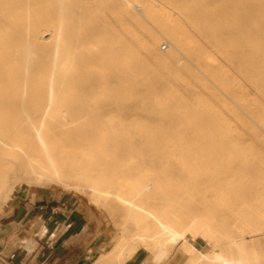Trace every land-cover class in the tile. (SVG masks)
Wrapping results in <instances>:
<instances>
[{
    "label": "bare ground",
    "instance_id": "1",
    "mask_svg": "<svg viewBox=\"0 0 264 264\" xmlns=\"http://www.w3.org/2000/svg\"><path fill=\"white\" fill-rule=\"evenodd\" d=\"M78 1L0 0V201L12 183H54L119 217L120 239L94 264H126L142 247L162 259L181 250L185 264H257L264 208L246 195L257 181L214 173L243 153L220 140L252 130L211 84L264 122V0ZM78 21L121 50L88 43L72 30ZM108 88L129 90L141 99L134 107L157 116L135 132L145 147H112L113 135L84 111V95ZM143 148L174 160L178 173L143 167ZM197 238L212 252L199 251Z\"/></svg>",
    "mask_w": 264,
    "mask_h": 264
},
{
    "label": "rangeland",
    "instance_id": "2",
    "mask_svg": "<svg viewBox=\"0 0 264 264\" xmlns=\"http://www.w3.org/2000/svg\"><path fill=\"white\" fill-rule=\"evenodd\" d=\"M81 1L84 4L86 3V0H80L78 2ZM96 1L98 2V0ZM204 2L206 6L217 7L223 0H205ZM82 10L83 12L85 11L86 14H90L92 18H95V15L98 13V11L93 8ZM82 23L84 22L78 21L77 26L74 25L72 30L81 34V36L87 33V38L85 40L88 43L92 44L94 47H96L97 44H104L109 46L112 50H121L123 45L122 41L116 40L115 37H110L106 41H103L101 32H87ZM168 40V38L164 37L161 45L163 47L165 45L168 47L170 42ZM82 42L83 40L78 41V45ZM182 55L192 66L197 64L194 59H191L186 54ZM211 82L210 79L209 83ZM211 85L221 97L226 99L233 113L242 120L241 123L245 128L247 130H252V133L249 135L220 140L224 141L222 144L238 146L243 153L230 163H219L218 161L220 173H214L220 174L219 177L221 179H233L236 183L247 179H256V185L248 187L246 195L250 198L256 196V204L262 209L264 208V161L259 158H264V153L262 152V148H264V122L259 119V111L255 107H252V109L247 103H242L235 93L227 91L223 86L216 87L213 83ZM83 98L88 100L81 104L85 109L84 111L92 114V116L101 122L102 130L106 133L107 137L113 135L107 139L112 147L119 141L128 144L134 142L135 148H142L144 140L135 135L137 127L148 123L147 121H151L150 123L152 125L158 124L157 116L154 115V113L145 110L142 106H133V103L139 102L141 99L140 97H134L129 90L119 91L116 88H108L104 91H90L88 94L84 95ZM108 98L112 99L111 101L107 100L109 103L105 101ZM93 99L98 101H94ZM204 141L206 142H202L200 145L218 144L217 142H207L209 140ZM143 147L145 146L143 145ZM143 149H145L144 152H146V155L140 161L143 167H149L153 172L157 173H164V171L178 173L179 169L175 166L176 162L174 160H168L163 156L161 159L159 157L152 158L149 155L150 152L148 149ZM130 160L131 156L128 153L126 156L119 155L116 163H126ZM197 188H199V190L206 189L204 186H198ZM30 200H36L37 204H42L43 206L50 205L52 212H55L54 214H60L62 208H67L68 212H73V216L78 218L77 224L79 226H83L88 234H93L94 238H98L99 251L92 259L88 260L89 264H94V261L101 253L106 252L111 248L114 242L120 239V229L116 225V222L121 220L119 217L110 214V212L106 211L101 206L95 205V207L92 208V204L87 202L86 196L75 194L54 183L34 181L12 183L6 198L0 201V218L3 221H11L20 215L21 209H19V207L25 202H30ZM91 214H94V216L96 215V217ZM230 221V223H232L233 219H230ZM22 234H26V231H23ZM93 235H89L88 240H90ZM137 254H141V257L144 255L150 257L155 264H166L172 260V256L168 259L160 258L156 251L147 247L140 248L136 255Z\"/></svg>",
    "mask_w": 264,
    "mask_h": 264
},
{
    "label": "crops",
    "instance_id": "3",
    "mask_svg": "<svg viewBox=\"0 0 264 264\" xmlns=\"http://www.w3.org/2000/svg\"><path fill=\"white\" fill-rule=\"evenodd\" d=\"M19 209L20 215L11 221L0 218V264H89L88 260L99 251L98 238L79 226L78 218L67 208L54 214L50 205L30 200ZM89 235H93L90 240ZM194 245L204 253L213 250L211 243L202 238H197ZM257 249V264H264V233L258 235ZM187 256L178 250L166 264H185ZM126 264L155 263L146 255L135 254Z\"/></svg>",
    "mask_w": 264,
    "mask_h": 264
},
{
    "label": "built area",
    "instance_id": "4",
    "mask_svg": "<svg viewBox=\"0 0 264 264\" xmlns=\"http://www.w3.org/2000/svg\"><path fill=\"white\" fill-rule=\"evenodd\" d=\"M167 48V46L165 45L164 47H163V49H166Z\"/></svg>",
    "mask_w": 264,
    "mask_h": 264
}]
</instances>
